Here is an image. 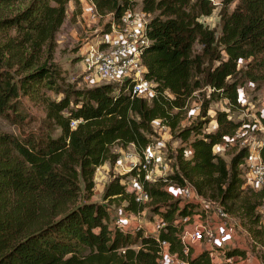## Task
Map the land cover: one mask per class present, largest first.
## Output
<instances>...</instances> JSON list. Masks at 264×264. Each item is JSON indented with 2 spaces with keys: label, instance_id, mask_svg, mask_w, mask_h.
<instances>
[{
  "label": "trees",
  "instance_id": "1",
  "mask_svg": "<svg viewBox=\"0 0 264 264\" xmlns=\"http://www.w3.org/2000/svg\"><path fill=\"white\" fill-rule=\"evenodd\" d=\"M81 1L0 0V115L21 119L23 96L41 100L46 111L43 128L19 136L0 129V264H160L162 241L180 255L179 219L199 204L175 198L162 179L148 183L137 177L136 168L130 170L128 175L147 193L146 202L136 200L125 176H113L102 193L103 200L123 202L133 214L151 205L166 221L156 234L113 225L108 206L91 200L96 168L117 161L112 146L131 144L142 152L157 120L187 142L190 152L187 156L188 148L177 149L168 180L190 182L199 193L216 186V198L224 206L242 191L238 165L248 147L238 149L229 162L212 151L241 123L217 111L214 131L203 132L200 121L179 124L195 90L210 88L204 109L209 100L219 99L236 108L238 89L246 80L264 81V0H220L219 34L199 21L212 13V0H89L101 18L108 17L105 33L137 6L149 16V43L141 54L144 76L153 82L149 98L131 96L126 82L61 88L55 36L71 2L70 19L82 13ZM16 3L23 5L2 11ZM44 88L63 96L52 99ZM72 120H77L75 127ZM258 120L264 128V115ZM259 153L264 159V131ZM263 197L264 189L251 190L240 212L242 224L262 244L264 229L256 210ZM259 257L264 264V254ZM190 260L211 264L206 250Z\"/></svg>",
  "mask_w": 264,
  "mask_h": 264
},
{
  "label": "rangeland",
  "instance_id": "2",
  "mask_svg": "<svg viewBox=\"0 0 264 264\" xmlns=\"http://www.w3.org/2000/svg\"><path fill=\"white\" fill-rule=\"evenodd\" d=\"M215 8L208 16H201L199 21L210 28H214L216 33H220V0H212ZM68 7L67 17L61 26L59 32L55 36L56 48L54 52V61L59 65L61 70V77L58 80L61 88L67 86L75 87H87L90 86L89 82L83 79V63L86 56L85 51L88 48V44H92L95 47H99L104 50H111L113 47L112 37L118 34L119 29L105 33L107 30L106 23L108 17H93L92 11L86 10V19L77 20L70 19L74 9L72 2ZM23 5L16 3L15 6H9L4 8L3 12H9L12 9H16ZM233 5L229 6V10ZM133 17L140 13L139 6L135 7ZM81 15V14H80ZM79 15V16H80ZM149 16H146L148 19ZM245 61L239 62V67H243ZM43 91L46 95L52 99L58 100L63 96L62 92H57L53 89L44 88ZM210 88L203 86L195 90L191 96L187 99L186 105L182 111L183 118L179 124L180 127L188 126L193 122H202V131L210 132L216 129L217 123L215 120V114L217 111H225L228 117L239 121L241 125L236 130L232 137H225L223 142L213 146L212 151L219 154L229 162L230 157L238 149L242 147H251L255 143L261 140L264 128L261 126L258 120V115H264V81L251 82L246 80L243 85L238 89L239 94V106L231 108L226 99L209 100L208 107L204 109L205 100L209 99ZM149 93L146 98H149ZM21 101V119L16 120L13 118H5L0 115V129L11 132L16 135H23L29 131H35L38 128L46 126V111L43 103L39 99H30L27 96H23ZM153 132L148 134L150 138L151 152L154 154V162L157 166V173L163 174V177H167L173 172V164L175 162V156L178 148H188V143L182 141L178 136L166 129L157 120L152 123ZM58 130L54 131L57 134ZM112 151L118 153V158L115 163L108 161L98 166L94 174L95 186L93 189L92 201L99 202L103 205H107L111 216V223L115 218H123L126 221L127 228L138 229L141 228L145 232L153 233L152 229L158 215L151 210V205L145 206V208L137 214L127 212L123 208V202L117 204L109 203L102 199V193L105 185L113 178V176H125V184L129 189H137L140 187L136 177L128 175L130 170L139 163L142 152L135 150V147L131 144L122 148L118 145L112 146ZM185 154L189 156V148L185 151ZM126 180V181H125ZM164 186L170 191H175V198H183L179 192L187 184L194 187L192 183L185 182L180 185L173 180H165ZM197 194L198 203L201 208L217 207L220 204L218 198H216V186H207L203 189V193H199L194 189ZM252 188L250 186H244L242 188L240 197L233 202H228L224 207L229 208V213L236 218L238 225L236 227L235 235L232 238V244H229V249L237 248L247 251L252 257L251 264H262L260 255L264 254V244L255 241L246 227L242 224V218L240 212L243 206V202L249 196ZM254 191V190H253ZM260 225V224H259ZM264 229V224L261 225ZM184 228V224L180 227ZM153 234H156L155 232ZM204 244L194 243L190 248L191 257L198 252L204 250ZM243 253V254H244ZM248 264V263H240Z\"/></svg>",
  "mask_w": 264,
  "mask_h": 264
},
{
  "label": "built area",
  "instance_id": "3",
  "mask_svg": "<svg viewBox=\"0 0 264 264\" xmlns=\"http://www.w3.org/2000/svg\"><path fill=\"white\" fill-rule=\"evenodd\" d=\"M140 13H135V17H133L134 10H128L121 17L119 24H112L111 31L115 29H119V31L116 36H111L113 44L111 50L100 49L89 44L83 59L82 73L83 79L89 82L90 86L104 82L118 84L126 82L131 96H146L153 93V82L145 78V67L141 62V54L149 43L145 35V27L149 18L146 19L148 15L144 12L140 11ZM92 14L93 17H100L95 9L92 10ZM76 124L77 120L70 122L71 127H75ZM163 127L169 129L165 125ZM261 143L262 140L249 147L246 156L238 165L240 177L243 180L241 188L250 186L254 191L264 189V159L259 153ZM150 149L149 143L142 150L139 163L133 167L136 168L137 177L148 183H154L159 179L167 180L163 174L157 173L154 154ZM129 190L134 191L136 200L140 202L149 200L141 186ZM168 191L175 195L177 190ZM179 192L183 199L198 203V200L195 199L197 194L191 186L186 184ZM256 211L261 227L264 224V197ZM178 223L179 227L184 224V228L182 230L180 228L178 233L182 244V253L179 255L170 252L169 243L162 241L158 252L160 264H193L190 260V248L194 243L204 244V250L207 251L211 264L247 263L251 258L247 251L243 255L228 254L229 244H232L238 222L224 206L201 208L199 205L194 212L181 217ZM112 224L119 228H127L123 218H115ZM165 224V219L158 216L153 224L155 233Z\"/></svg>",
  "mask_w": 264,
  "mask_h": 264
},
{
  "label": "crops",
  "instance_id": "4",
  "mask_svg": "<svg viewBox=\"0 0 264 264\" xmlns=\"http://www.w3.org/2000/svg\"><path fill=\"white\" fill-rule=\"evenodd\" d=\"M82 2V13H81V15L79 16V15H77L76 16V18H77V20L78 21H80V18L81 19H86L85 18V15H86V10L88 9V11H92V10H94V6H93V4H92V2L91 1H89V0H82L81 1ZM71 5V4H70ZM72 14V13H71ZM88 46H89V44H88ZM87 46V47H88ZM87 49V48H86ZM86 52V51H85ZM153 94V93H152ZM151 94V95H152ZM261 140H263V135H262V137H261ZM152 231H153V233L155 232L154 231V228L152 229ZM241 262H239V263H236V264H240ZM248 264H251L252 263V257L250 258V260L247 262Z\"/></svg>",
  "mask_w": 264,
  "mask_h": 264
}]
</instances>
